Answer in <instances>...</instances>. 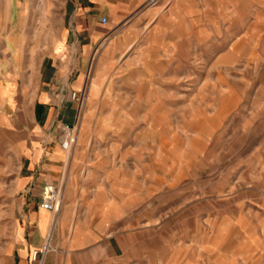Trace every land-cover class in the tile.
<instances>
[{
	"label": "rangeland",
	"instance_id": "rangeland-1",
	"mask_svg": "<svg viewBox=\"0 0 264 264\" xmlns=\"http://www.w3.org/2000/svg\"><path fill=\"white\" fill-rule=\"evenodd\" d=\"M60 1L0 0V35L11 10L20 54L48 53ZM154 1L133 49L91 71L66 150L98 186L90 264H264V0ZM17 166L0 158V264L25 226ZM57 213L44 252L65 242Z\"/></svg>",
	"mask_w": 264,
	"mask_h": 264
},
{
	"label": "crops",
	"instance_id": "crops-1",
	"mask_svg": "<svg viewBox=\"0 0 264 264\" xmlns=\"http://www.w3.org/2000/svg\"><path fill=\"white\" fill-rule=\"evenodd\" d=\"M154 3L61 0V22L48 53L24 57L19 49L24 30L7 10L8 25L0 35V158L18 165V222L25 224L7 251L9 264H90L92 236L82 224L89 222V201L97 199L98 186L82 178L89 171L87 161L61 147L60 128L75 126L79 114L92 109L96 90L93 82L87 84L91 71L94 79L100 68L133 49L157 13ZM46 184L61 189L57 229L49 240L65 242L33 259L32 251L40 249L48 234L51 214L39 206Z\"/></svg>",
	"mask_w": 264,
	"mask_h": 264
},
{
	"label": "built area",
	"instance_id": "built-area-1",
	"mask_svg": "<svg viewBox=\"0 0 264 264\" xmlns=\"http://www.w3.org/2000/svg\"><path fill=\"white\" fill-rule=\"evenodd\" d=\"M101 23H104L105 17L101 16L99 18ZM74 94H71L73 97ZM75 126L68 127V126H61L60 128V145L64 150H68L72 143H73V129ZM58 187L52 184H46L42 188L41 193V200L39 206L48 210L51 214V217H55L56 213L58 212L60 206V197L58 194ZM45 249L33 250L32 251V258L34 259L36 255L42 254Z\"/></svg>",
	"mask_w": 264,
	"mask_h": 264
}]
</instances>
